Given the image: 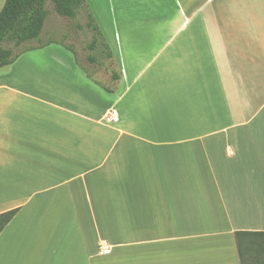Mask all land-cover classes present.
Segmentation results:
<instances>
[{
	"label": "crops",
	"instance_id": "crops-1",
	"mask_svg": "<svg viewBox=\"0 0 264 264\" xmlns=\"http://www.w3.org/2000/svg\"><path fill=\"white\" fill-rule=\"evenodd\" d=\"M84 1L136 38L108 92L61 43L0 69V264H240L235 234L264 232V0Z\"/></svg>",
	"mask_w": 264,
	"mask_h": 264
},
{
	"label": "trees",
	"instance_id": "trees-1",
	"mask_svg": "<svg viewBox=\"0 0 264 264\" xmlns=\"http://www.w3.org/2000/svg\"><path fill=\"white\" fill-rule=\"evenodd\" d=\"M48 2L52 3L59 17L71 21H76L85 12V27L94 35L89 50L96 51L100 45L107 59L114 60L84 0H6L0 12V69L13 65L22 55L40 48L26 46L40 42L49 15ZM91 61L96 62L94 58ZM85 74L86 79L108 92L93 76ZM111 79L118 81L120 76L113 74ZM17 213L18 210H13L0 215V234ZM235 241L240 264H264V232H238Z\"/></svg>",
	"mask_w": 264,
	"mask_h": 264
},
{
	"label": "rangeland",
	"instance_id": "rangeland-1",
	"mask_svg": "<svg viewBox=\"0 0 264 264\" xmlns=\"http://www.w3.org/2000/svg\"><path fill=\"white\" fill-rule=\"evenodd\" d=\"M47 10L49 12L47 21L45 23L44 31L40 42H33L28 44L26 47L35 48L39 45H44L49 42L61 43L64 48H54L56 51L70 48L66 53V57L69 59L71 66L75 67L77 72L81 75L86 76L85 72L95 80H98L103 86L110 87L112 82V75L118 74L120 71L119 61L108 60L105 51L98 45L96 51L91 52L89 46L94 38L91 31L87 30L86 14L85 12L76 21H71L59 17L53 8L51 2L47 4ZM108 26L110 29H100L102 37L109 48L110 53L114 52L118 54L116 38L119 41H130L136 38V34L130 33V36L124 34V29H113L114 26L112 19L110 18ZM133 37V38H132ZM63 51V50H62ZM74 51V53L72 52ZM113 54V53H112ZM94 58L96 62H92Z\"/></svg>",
	"mask_w": 264,
	"mask_h": 264
},
{
	"label": "built area",
	"instance_id": "built-area-1",
	"mask_svg": "<svg viewBox=\"0 0 264 264\" xmlns=\"http://www.w3.org/2000/svg\"><path fill=\"white\" fill-rule=\"evenodd\" d=\"M109 120H111V121H113L115 123H117L119 121L118 117L114 113H111ZM102 250H103V254L104 255H109L111 253V250H110L109 247H106V248H104Z\"/></svg>",
	"mask_w": 264,
	"mask_h": 264
}]
</instances>
